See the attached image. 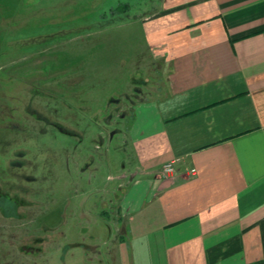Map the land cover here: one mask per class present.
<instances>
[{"label": "crops", "instance_id": "crops-1", "mask_svg": "<svg viewBox=\"0 0 264 264\" xmlns=\"http://www.w3.org/2000/svg\"><path fill=\"white\" fill-rule=\"evenodd\" d=\"M138 18L158 82L132 106L117 236L93 264H264V0Z\"/></svg>", "mask_w": 264, "mask_h": 264}, {"label": "rangeland", "instance_id": "rangeland-1", "mask_svg": "<svg viewBox=\"0 0 264 264\" xmlns=\"http://www.w3.org/2000/svg\"><path fill=\"white\" fill-rule=\"evenodd\" d=\"M157 3L0 0V264H93L117 236Z\"/></svg>", "mask_w": 264, "mask_h": 264}, {"label": "built area", "instance_id": "built-area-1", "mask_svg": "<svg viewBox=\"0 0 264 264\" xmlns=\"http://www.w3.org/2000/svg\"><path fill=\"white\" fill-rule=\"evenodd\" d=\"M173 165H174V162H170V163H167L163 166L162 168V175L164 177H168V176H171L172 173L174 172V168H173ZM196 173L194 170L191 171V175L194 176Z\"/></svg>", "mask_w": 264, "mask_h": 264}]
</instances>
